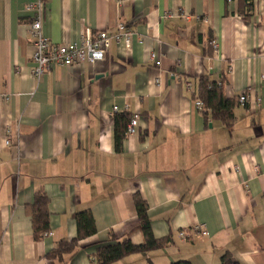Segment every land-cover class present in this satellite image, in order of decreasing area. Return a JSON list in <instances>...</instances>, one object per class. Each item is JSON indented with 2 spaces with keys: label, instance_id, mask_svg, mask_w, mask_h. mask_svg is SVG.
Masks as SVG:
<instances>
[{
  "label": "crops",
  "instance_id": "0c3cea01",
  "mask_svg": "<svg viewBox=\"0 0 264 264\" xmlns=\"http://www.w3.org/2000/svg\"><path fill=\"white\" fill-rule=\"evenodd\" d=\"M251 2L48 0L51 42L113 33L121 21L130 45L112 42L103 60L53 66L37 82L32 11L27 0H0V264H97L96 246L111 236L144 243L135 193L154 238L168 241L112 264H219L224 253L264 264V0ZM201 77L222 81L228 98L247 95L231 129L195 107ZM121 112L139 119L118 152ZM37 192L50 213L39 241L26 210ZM86 209L96 233L73 256L48 258L76 236L75 213Z\"/></svg>",
  "mask_w": 264,
  "mask_h": 264
},
{
  "label": "trees",
  "instance_id": "16d2710c",
  "mask_svg": "<svg viewBox=\"0 0 264 264\" xmlns=\"http://www.w3.org/2000/svg\"><path fill=\"white\" fill-rule=\"evenodd\" d=\"M252 0H243V5L250 7ZM245 10L240 13L246 18L250 14H245ZM248 11V9H246ZM211 44V42H210ZM222 81H210L207 77H201L198 80L196 100L202 102L200 112L206 120H216L222 125L231 129L234 124V108L238 105L236 98H228L224 94ZM115 138L114 147L116 151L122 148V141L126 136L127 125L131 119L129 112H121L114 114ZM134 204L140 226L142 228L145 241L142 244H133L129 239H116L112 236L110 241L100 243L96 246L94 253L97 264H112L122 258L133 254L143 253L150 250H155L163 247L168 239H155L152 235L150 223L147 214V205L138 193L134 194ZM26 210L31 218V226L33 237L36 241L46 237L50 232L49 228V210L48 198L43 192H37L34 200L26 207ZM76 236L70 240H59L55 247L47 253L50 259L63 260L65 255L73 256L78 250V242L86 237L96 233L94 219L90 210H82L75 213ZM170 264H192L188 260H178ZM219 264H240L233 260L228 253H224L220 257Z\"/></svg>",
  "mask_w": 264,
  "mask_h": 264
},
{
  "label": "built area",
  "instance_id": "2783aa9c",
  "mask_svg": "<svg viewBox=\"0 0 264 264\" xmlns=\"http://www.w3.org/2000/svg\"><path fill=\"white\" fill-rule=\"evenodd\" d=\"M26 8L32 11L29 26L30 42L33 45L31 75L37 82L53 66H72L85 61L94 63L103 60L112 42L122 43L125 46L130 45L131 32L121 21L116 23L113 33L102 30L92 34L86 29L78 41L65 44L51 42L50 38L43 31V25L48 11V0H27ZM182 16L186 19L189 18L187 14H183ZM195 19L198 20L199 18L195 17ZM211 46L213 51L216 52L218 47L217 43L213 41L211 42ZM150 59L152 61L156 59L155 53L150 54ZM186 85L188 90L192 89L190 82H187ZM246 102L247 95L245 93L237 97V103L239 105L243 106ZM194 105L198 110H201L203 106L200 100H194ZM138 119V115L132 116L127 125L126 134L134 132V126ZM9 143L10 140L6 139L5 144L8 145ZM192 231L200 235L207 233L202 224L195 225ZM178 235L184 239L186 237V231L180 230Z\"/></svg>",
  "mask_w": 264,
  "mask_h": 264
}]
</instances>
